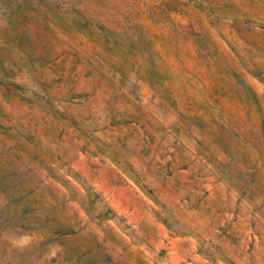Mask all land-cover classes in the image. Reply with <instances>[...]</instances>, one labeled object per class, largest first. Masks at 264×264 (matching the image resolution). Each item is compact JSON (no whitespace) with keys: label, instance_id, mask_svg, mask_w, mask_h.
<instances>
[{"label":"rangeland","instance_id":"1","mask_svg":"<svg viewBox=\"0 0 264 264\" xmlns=\"http://www.w3.org/2000/svg\"><path fill=\"white\" fill-rule=\"evenodd\" d=\"M5 193L0 264H264V0H0Z\"/></svg>","mask_w":264,"mask_h":264},{"label":"trees","instance_id":"2","mask_svg":"<svg viewBox=\"0 0 264 264\" xmlns=\"http://www.w3.org/2000/svg\"><path fill=\"white\" fill-rule=\"evenodd\" d=\"M3 198L5 201V204L2 205V207H0V215L4 216L2 218V223L7 222L8 221L7 218H8V216H10L9 213L7 212L6 206L9 204V202L11 200V196H9L8 194L5 193ZM20 225H23V223H21Z\"/></svg>","mask_w":264,"mask_h":264}]
</instances>
